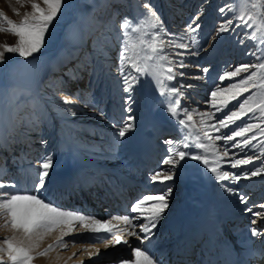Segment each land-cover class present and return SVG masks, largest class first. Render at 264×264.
I'll return each mask as SVG.
<instances>
[{
	"label": "rangeland",
	"instance_id": "1",
	"mask_svg": "<svg viewBox=\"0 0 264 264\" xmlns=\"http://www.w3.org/2000/svg\"><path fill=\"white\" fill-rule=\"evenodd\" d=\"M76 1L77 0H64L61 14L53 22L49 31L45 34V46L39 53H34L32 57L27 59L19 57L18 54L7 53L6 62L0 63V109L1 106L2 108L6 107L11 125L10 128L7 130L5 129L4 131L9 137L7 138L8 145L15 144L18 147L5 150L6 155L3 156V165H6L9 170H7L6 174L1 172L0 175L3 176H0V182L15 185L14 188H5L4 191L6 193L13 195L32 194L38 195L39 198H42L38 193L33 191H35L34 185L39 182L38 166L41 160L45 156L49 155L53 157V167L49 169V175L46 177L45 183L53 178L55 174L64 172L68 161L71 160V158H75L76 155L77 157H81L95 166H98V173L101 171L106 174L107 171L108 174H110V172L111 174L113 172H117L120 175H126L132 179L134 176L138 178V176L144 174L145 171L147 176L144 177L143 175L141 182L146 186L151 183V186L141 188L137 192L130 191L128 193V198L124 200L125 208H120V210L123 209L121 210L122 213L124 212L125 215H130L132 214L130 211L131 205L142 195L156 194L167 190L164 185L159 182H150V176L161 168L169 167L162 165L161 163V161L168 154V145H166L164 141L169 138L179 140L183 136L188 135L189 129L186 128L185 130L180 124L178 130L174 127L164 129L165 127L156 128L145 124V132H147L146 130L153 128L152 131L155 133L153 144L156 146L155 148L159 150L157 154L160 156L156 158L154 157L151 160L150 165L148 166L149 163H146L147 167L141 170L136 165L128 168L125 167V164L121 163V161L129 163L132 162V157L134 158V156L131 155L135 154L134 146L137 145V135L141 133V130H139V133H136L137 135L129 132L126 135V138H119L116 133L118 128L123 126L124 122L127 120V115L123 114V116L119 118H109L106 113L108 112V104L113 99L114 94L117 93V98L122 100H125L126 98L125 93H123V88L125 87L124 84L115 88L117 77L118 82L123 83L122 77L117 71L119 53L121 51V20L127 16L131 22V27L143 25L145 22L144 13L146 10L144 9V3L146 0H79L77 9L74 15H72L70 13V8ZM32 2L33 0H0V13H3L4 16H7L12 21L19 23L25 13H31ZM35 2L44 6L43 0H35ZM147 2H149L155 9L159 17V24L158 29L156 30L147 28L142 29V32L151 33L153 31H159L160 39L165 43V47L163 51L160 52V55L167 56L169 60L173 62L171 65H168L166 61L163 63L166 65V68L168 66L174 67L177 75L180 72L185 73V68L187 67L193 68L198 66L195 63V58L189 60V58L184 57L186 53L197 57L198 53H200L203 49L209 52L217 50V48L221 49L220 52H217V56L214 54V56L208 57L206 62L199 65L200 69L194 71L199 75H204L205 72L203 69L207 68V72H210L209 74L212 76L211 81L213 87L210 88V91L208 92L209 95H211V91L215 90L217 87L227 88L230 84L237 83L241 78L248 75V73H241L239 76L228 78L225 81H220L219 77L225 72L234 70L235 67L241 64L257 63L256 57L252 56L250 53L257 52L256 45H258L259 41L247 39L245 36L246 30L242 27L234 25L232 31L228 33H221L214 43H210L213 35L215 34L216 28L223 19L221 14L218 12V9L227 4L232 6L238 14L240 6L239 0H147ZM251 3L252 0H249V6ZM166 6L167 10H164V7ZM201 10L202 14L199 19L201 27L195 33L186 32L187 25L192 23V17ZM251 10L255 11L254 9ZM72 17L73 19L75 18L78 20V26L73 28L72 32L74 38L70 41L65 38V36L61 38L60 35L63 33L65 22L68 23ZM224 17L232 19L233 13L225 12ZM167 22H169V25L166 24ZM0 25L4 28L8 27V25L3 22L2 17H0ZM91 25H96V32H92L90 30ZM172 25L175 26L171 27ZM178 31L183 34L178 33ZM248 34L250 35V30H248ZM140 35L141 33L135 34L134 39L138 38ZM147 38V35H145V39ZM16 39L17 38L13 34L0 31V45L4 43L14 45L16 43ZM241 40H244L243 44L240 43ZM84 41L86 43V48L83 46ZM169 41H174L176 43L182 42L188 45V47L185 49L170 47L168 46ZM193 41H195V43ZM71 42L74 44L73 62L84 70L82 73L84 81L82 84H79V86H74V88L69 90L63 88V85L61 84L65 75L63 73H66V69H68L71 64H65L63 68L64 70L62 69L63 72H51L50 74L40 78L36 88L32 87L30 81H28L25 77L20 80H14L8 75V68L10 64H53L57 59L65 57L64 51L69 47ZM92 47L95 49L98 48L97 50L100 51L98 54V57L100 58H98V60L92 56V52L95 50H93ZM260 54V52H257V55ZM141 55H143V52H141ZM180 62H183L185 67H178ZM153 63L160 64L161 62L159 60H155ZM93 65H96V67L101 66L102 68H104L105 65L108 67L111 66V68H116V74H107L106 72H109V69L106 70L104 74H100L98 72L94 81L90 83L88 70L89 68H92ZM77 69L78 67H75V70ZM251 71H253V69H249V72ZM105 73L107 75H105ZM134 74L135 73H133V75ZM181 80V77L176 79L177 82H180ZM178 85L179 83L176 84V86ZM138 86L139 84L134 85V91L132 92L133 95L135 94V91L139 89ZM25 90H28L30 95H19V99L16 100L15 97ZM252 91H255V89H250L249 92L242 93L236 99L230 100V104L223 115L215 121L217 122L219 119H223L224 116L228 115L230 112L236 111L239 108V103L243 102V100L247 98ZM194 92L205 93L203 90H195ZM107 93L109 95L108 97L106 96ZM79 95L83 96L82 100L79 99ZM65 96H70L75 103L70 106L63 105L62 100ZM181 96H185L186 99L189 98L184 93ZM202 98L203 97H199V99ZM202 100L206 101L207 99ZM156 102V107L159 108L163 106L165 107L166 104L170 106L171 104L176 103V97L172 95H162V98L158 97ZM68 107L71 108L72 112H75V115H71L66 111V108ZM185 107V110L193 113L194 121L196 123L191 129L192 138L194 139L196 136L200 135L201 142L205 144L215 143L216 156L220 159H232L234 161L235 159L253 157L252 161H257V158L261 156L260 153H263L261 152V145L264 144V135H261L256 128H253L251 132L245 133V136L249 138V144L243 147H232L234 141H228L225 143L224 140H205L200 132V116L196 115L194 110L189 108L188 105H185ZM137 109L132 111L130 115H135L133 113H136L137 115L138 111H140ZM176 109L178 111L177 105ZM139 114L140 113H138L137 117L140 116ZM259 115L260 113L258 111L254 113H246L244 120L240 124L228 126L222 135H230L232 131L238 130L239 127H243L246 123L261 124V126H264V122L257 119ZM175 116H173L167 109L164 110L160 120L168 121L169 125H176L177 123L174 119ZM2 130L3 125L0 124V133ZM212 130V128H208L205 131H208L209 135L212 137L219 135V133ZM33 132L37 135H31ZM20 136H22L21 140H19ZM252 137L255 138L252 139ZM16 138H18V140ZM243 139L244 137H237L235 142L239 143V141ZM35 142L36 144H34ZM24 145H26V147L28 146L26 154L22 152ZM225 148L228 149L230 155L228 157H220V153L223 152ZM17 153H21L24 160L29 162L28 167L32 173L29 172L28 168L22 170V168L26 166L25 163L27 162L22 161L20 156H18V160H16L15 155ZM71 153L75 155H71ZM71 162H73V159ZM152 163H154L153 166L151 165ZM198 163L201 164L200 162ZM188 165L189 162L186 163L185 167L182 168L179 173L183 172ZM31 167H36V169H32ZM88 172L93 173V171L89 169ZM25 173L27 177H30V179L25 177ZM180 175L181 174H179L174 181H165V184L171 185L173 188L171 194H175L176 189L178 190L179 184L176 180L180 177ZM117 177L115 178L117 179ZM114 181L115 182L112 181L111 185L116 186L115 183H119V181ZM27 182L30 184L28 191L20 190V188L16 190L17 185H27ZM88 184L90 187L93 186L91 181ZM100 184L101 185L98 186V189L96 188L97 192H101L100 187H105L102 185L103 181L100 182ZM131 184L134 185L135 183L132 181ZM155 185L156 187H154ZM160 186H162V189L159 188ZM175 197L176 196H170L167 199H174ZM79 199L82 200L83 198L80 196ZM97 203L98 204L95 203L94 205H98L97 207L99 211H96L97 213L95 212L94 214L95 217L101 221L112 218V215L115 213L112 209H119L118 204L115 202L106 203L107 205L102 202ZM94 205H92L93 209H95ZM88 206L87 208H89ZM104 208H106L108 212H101V209ZM86 211H90L91 213V210L86 209L83 211L86 215L88 214ZM109 211L112 213L110 212L109 214ZM115 214L117 216L119 215L117 210ZM13 232L14 231L10 226H4V218L0 216V247H4L3 239L5 237H11ZM66 242L68 243H66V247L59 248V246H56L51 250L49 249L46 252V255L49 254V251L54 252L55 249H61V253L65 255L67 246L69 245V242H72V240L70 239L69 241V239H67ZM43 247H45V245ZM35 251L33 248L31 254H34ZM0 256H4L5 260L7 259L6 254L3 252H0Z\"/></svg>",
	"mask_w": 264,
	"mask_h": 264
},
{
	"label": "bare ground",
	"instance_id": "2",
	"mask_svg": "<svg viewBox=\"0 0 264 264\" xmlns=\"http://www.w3.org/2000/svg\"><path fill=\"white\" fill-rule=\"evenodd\" d=\"M78 1L79 0L74 2L70 8V13L72 15H74L77 9ZM164 10H167V6L164 7ZM166 24L169 25V22ZM77 26L78 20L75 18L73 19L72 17L68 23L65 22L64 30L60 37L62 38L65 36V38L71 41L72 38H74L72 30ZM95 26L96 25H91L90 30L92 32H96ZM174 26L175 25H172L171 27ZM178 33L183 34L180 31H178ZM83 46L86 48L85 41ZM73 47L74 44L71 42L69 47L64 51L65 57L57 59L53 64H10L8 68V75L14 80H20L21 78L25 77L28 79V81H30L32 87L36 88L40 78L50 74L51 72H63L62 69L64 68V65L71 64L69 68L66 69V73H63L65 75L61 82L63 88L70 90L74 88V86H79V84H82L84 81L82 74L84 70H82L76 65V63L73 62ZM94 49L95 48H93V50ZM97 49L92 52L93 54L91 53L92 56L96 58V60L100 58L98 57L100 51ZM220 51L221 49L218 48L217 50H212L211 52L205 51L203 49L200 53H198L197 57L186 53L184 57L189 58V60L195 58V63L198 66L193 68H185V75L183 77L178 74L176 79L181 77L182 80L180 82H177L176 79L172 81H165L166 85L181 89L182 93L189 97L187 99L185 96L176 97V100H179V104L177 105V115L174 118L177 123L176 125H169L168 121L160 120L164 110H167L169 105L166 104L165 107L163 106L161 108L156 107V100L158 97L162 98V95L160 94L159 86H157L154 81L149 79H142L138 86L139 89L135 91L134 95L133 93L131 94L133 97L131 104L127 102L128 94L125 93L124 90L123 93L126 95L125 100L117 98V93L114 94V97L111 101L109 100L110 102L108 104V112L106 113L107 117L109 118H119L123 116V114L127 115L128 117L131 112L137 108L140 110L138 111V113H140L139 117H137L138 113L137 115L136 113H133L135 115H132L135 118L132 121L134 128L130 132L134 135H137L136 133H139V130H141V133L137 135V145L134 146L135 154L131 155L134 156V158L132 157V162L129 163L126 161H121L122 164L126 165L125 167L129 168L136 165L140 170L145 169L147 167L146 163H149V166L151 160L154 157L156 158L160 156L157 154L159 150L156 149V146L153 144L155 134L152 131L153 128L146 130L147 132H145L146 125L156 128L165 127L164 129L168 127H174L178 130V121L183 117L185 118V105H188L189 108L194 110L195 114L199 112H212L214 114L213 118L211 120L206 119L205 123L208 125L217 123L215 120L223 115L230 103H228L226 107L222 106L221 111H217L211 103L213 98L208 94L210 88L213 87L211 81L212 76L209 74L210 72H206L204 75L202 74V76L194 71L200 69L199 65H202L204 62H206L208 57H212L214 54L217 56V52ZM74 66L78 67V69L75 70ZM164 66L166 69L165 64ZM108 69L109 72H106L107 74H116V68H111V66L108 67L107 65H105L104 68L101 66L96 67V65H93L92 68H89L88 71L90 75V83L94 81V78L98 75V72L100 74H104V72ZM106 73L105 75H107ZM177 83H179L178 86H176ZM122 84L124 83L118 82L117 77L115 88H118ZM188 85H191V87H188ZM195 90H203L205 93L194 92ZM106 96H109L108 93ZM82 97V95H79L80 100H82ZM199 97H203L202 99L207 100L205 101L199 99ZM68 98L72 99L70 96ZM216 99L219 103L220 98L217 97ZM129 107L131 108V112L127 110ZM244 118L245 115L229 126L240 124ZM0 124L3 125V130L0 133V174L1 172L6 174L7 170L9 169H7L6 165H3V156L6 155L5 150L18 147L15 144L8 145L7 143V138L9 137L4 130L10 128L11 125L6 107L2 108V106L0 109ZM181 127H184L186 130L185 126ZM208 128L210 129V127ZM208 128H205L204 130ZM225 129H220L219 132H216L219 133V135H222ZM212 131L215 130L213 129ZM31 135L37 134L33 132ZM21 138L22 136L19 137V140H21ZM16 139L18 140V138ZM34 144H36V142ZM214 145L216 146L215 143ZM27 147L26 145L23 146L22 152L25 154L27 152ZM260 154L261 156L257 159V161H251V163L248 165H240L238 168L231 167V162L233 161L232 159L224 160L223 158L222 160L218 156L213 157L211 152H209L208 155L210 159L219 160L220 169L222 171L242 174L248 170L255 171L256 168H260L262 165H264V152ZM71 155L75 154L71 153ZM18 156L22 158V161L27 162V160H24L21 153H17L15 155L16 160H18ZM72 159L73 162H71ZM71 160L68 161L64 172L55 174L53 178L45 183V187L38 193L42 197L41 199H43L45 202L52 203L54 207H58L62 211L74 212L88 219L97 220L100 219L96 218L94 213L99 211V209L97 207L98 205H94L95 203H117L119 209L112 210L115 211V213L117 210L119 215L117 216L114 213L112 218L100 221H109L113 225H116L117 234L121 235L123 239L128 241V243L109 245L108 247H105L107 241L112 238L110 233H107L103 230L100 232L92 231L91 229L93 226L88 223V219H86L83 225L79 221H73L71 228H69L68 225H58L44 232L39 237H33L32 243L34 246L32 247L31 251L33 248L34 251H36L34 254H32L34 258L30 264H122L123 261L134 260L135 257L133 255L132 249H143L144 245L141 244L137 235H129L128 232L134 231L139 234L138 226L140 223H143L144 220L143 218L133 220L132 224L136 226L133 227L132 225H125L122 220L113 218L130 215L131 216L129 218H132L133 216L137 215L136 213L125 215L124 212L122 213L121 211L123 209L120 210V208L124 207V200L128 198V193L130 191L137 192L141 188L151 186V183L147 184L146 186L141 182L143 175L144 177L147 176L146 172L144 171V174L138 176V178L133 175L134 177L131 179L126 175H120L117 172H113L112 174L110 172V174H108L107 171L108 175L103 171L98 173V166H95L81 157H77V155L75 158H71ZM188 162V167H186L183 172L179 173L181 175L176 180L179 184L178 190L176 189L175 194H171V196L176 197L174 199H168L169 207L166 209L163 219L160 220L157 224V227L153 229L154 238L151 245L148 246L150 253L156 260L159 261V264H185V262L188 260H193L195 252L196 255H200L204 247H209L210 244H214L213 242L215 240H218L223 243L224 247L227 249L228 260H231L232 258L234 261L242 258V264H264V255H261V251H264V239L253 238L250 232L252 227L264 232V208L260 207V205L264 204V173H261L258 176H249V178L241 179L240 181L229 180L221 182L215 179L214 173L206 171L204 165L199 164L197 161ZM25 165L26 166L22 168V170L27 168L29 169V162L25 163ZM151 165L153 166L154 163ZM34 168L36 169V167ZM88 169L92 170L93 173H89ZM29 172L32 173L30 169ZM24 175H26V173ZM25 177L30 179V177H27V175ZM115 177H117V179ZM114 180L119 181V183H115L116 186L111 185L112 181L115 182ZM90 181L93 183V186L91 187L88 184ZM102 181V185L105 187H100L101 192H97L96 188L98 189V186L101 185L100 182ZM132 181L135 183L134 185L131 184ZM28 182L27 185H17L16 190L20 188V190L28 191L30 186ZM222 183L233 188L234 192H227L220 186ZM154 187H156V185ZM159 188L162 189V186ZM33 192L37 193L36 189ZM80 196L83 198L82 200L79 199ZM241 196L246 198L245 203L240 202ZM92 205L95 206V209L92 208ZM87 206L89 208H87ZM245 208L251 209L252 212L246 211ZM82 209L83 211L86 209L91 210V213L90 211H86L88 213L86 215L83 213ZM101 212L105 213L108 212V210L104 208L101 209ZM110 212L111 211H109V214ZM256 212H259L261 215L259 217L253 215V213ZM253 220L256 221L255 224L251 223ZM125 228L128 229L127 232L120 231ZM209 232H213L214 236L212 235L208 237ZM62 233L67 234L62 235ZM13 235H15L18 239H22V234L19 232H13L11 237ZM61 237L65 247L67 243L66 240H72V242H69V245L67 246L65 255L61 253V249H57L59 251L55 249L54 252L49 251L48 255L45 254L43 256L37 257L36 253L43 252L46 248H48L49 245H53L50 250L56 246L61 248V246L56 243L57 239ZM25 243H28V241H25ZM44 245L45 247H43ZM227 245L228 247H226ZM97 250L98 254H95L91 257L88 255L89 252L97 253ZM209 251V249H206L205 251L206 255L204 256L205 261L203 264H209L210 261L213 260Z\"/></svg>",
	"mask_w": 264,
	"mask_h": 264
},
{
	"label": "snow or ice",
	"instance_id": "3",
	"mask_svg": "<svg viewBox=\"0 0 264 264\" xmlns=\"http://www.w3.org/2000/svg\"><path fill=\"white\" fill-rule=\"evenodd\" d=\"M64 0H43V5L36 3L35 0L31 3V13H25L19 23L12 21L3 13H0L3 22L8 25L4 28L0 25V31L9 32L13 34L17 39L14 45L4 43L0 45V63H5L7 60V53L18 54L19 57L25 59L32 57L34 53H39L45 46V34L49 31L50 26L61 14ZM240 6L238 14L236 10L230 6L225 5L218 9V12L222 16V22L216 28L212 41L219 37L221 33H228L233 30V26L242 27L245 31L247 39L252 41H259L256 45L257 52L250 53L256 57L257 63L255 64H241L235 67L234 70L227 71L219 77L220 81H225L228 78L239 76L241 73H248L245 77L241 78L237 83L230 84L227 88L217 87L211 92L213 98L211 103L217 111H221V107H226L230 100L236 99L242 93L249 92L250 89H255L251 94L239 103V108L236 111L230 112L224 116L223 119H219L216 124L208 125L205 120H211L213 118L212 112H199L196 115L200 116V132L205 140H224L234 141L232 147H243L249 144V138L245 136V133L251 132L253 128L258 129L261 135H264V126L261 124H245L243 127H239L238 130L232 131L230 135H217L212 137L209 135L205 128H212L219 132L220 129L228 128L230 124H233L236 120L240 119L246 113L259 112L260 115L257 119L264 122V0H252L249 6V0H239ZM145 22L143 25L137 27H131L129 18L125 16L121 20V38L119 53V63L117 70L122 77L125 85L124 92L128 94L127 102L131 104L132 95L134 91V85L141 83L142 79H149L154 81L159 86L161 95H172L174 97L181 96L183 93L181 89L176 87H170L166 85L165 81H172L176 79V69L172 66H168L165 69L164 63L167 62L171 65L173 62L169 60L167 56L160 55L165 47L164 41L160 39L159 31H153L151 33H143L142 29H158L159 17L153 8V6L147 2L144 3ZM254 9L255 11H252ZM225 12H232L233 18L228 19L224 17ZM202 14V10L198 11L195 16L192 17V23L186 27V32L195 33L200 27L199 19ZM250 30V35L248 34ZM141 33V35L134 39V35ZM147 35V39H145ZM195 43V41H193ZM241 44L244 40L240 41ZM168 46L185 49L188 47L185 43H176L169 41ZM143 52V55H141ZM182 55V54H181ZM159 60L160 64H154L153 61ZM178 67H185L183 62H180ZM249 69L253 71L249 72ZM206 73L207 68L203 69ZM133 73H135L133 75ZM179 75L183 77L184 72H180ZM191 87V85H188ZM225 94V95H221ZM19 95H30L28 90L18 94L15 99H19ZM220 97L219 103L217 97ZM63 105L70 106L75 103L72 99L65 96L62 100ZM179 104V100H176L175 104H171L168 111L173 115H177L176 105ZM131 112V108L127 109ZM66 111L71 115H75L71 108H66ZM135 118L132 115L127 117L123 126L118 128L116 135L119 138H126V135L133 130L134 124L132 121ZM179 124L189 129L188 135L183 136L179 140H173L171 138L164 141L168 145L167 155L161 161L162 165L169 166L168 168H161L150 176V182L163 184L167 189L161 193L156 194H144L137 199L131 205V213H136V216L129 218V216L114 217L113 219L122 220L125 225H132L133 220L143 218L144 222L139 224V235L137 232H128L129 235H137L144 248L132 249L134 260L123 261L122 264H159V261L154 258L150 253L149 245H151L153 236V229L157 227L160 220L163 219L166 209L169 207L168 197L171 196L173 188L171 185L165 184V181H174L179 175L182 168L185 167L188 161H197L205 166V170L215 174L217 181L225 182L229 180L240 181L241 179H247L249 176H258L264 173V165L260 168H256L255 171H245L241 173H233L229 171H222L218 159H210L209 152L212 156H216V146L214 144H205L201 142V136L198 135L194 139L192 138L191 129L195 126L193 113L185 110V118L179 120ZM218 125V126H217ZM237 137H244L239 143L235 142ZM255 137H252L254 139ZM202 150V151H197ZM261 152H264V144L261 145ZM230 155L227 148L220 153V157H228ZM253 157L246 159H235L231 162L232 168H238L240 165H248L251 163ZM258 159V158H257ZM53 167V157L51 155L45 156L38 166V178L39 182L34 185L36 192L39 193L44 187L46 177L49 175V169ZM227 192L233 193L234 189L228 187L226 184L220 185ZM14 184H5L0 182V216L4 218V226H10L14 232L22 234V239H17L15 235L12 237H5L3 239L4 247H0V252L6 254L7 259L4 256H0V264H30L33 260L31 249L34 246L32 243L33 237H39L44 232L58 226L68 225L71 228L73 221H79L82 225L85 223L86 217L78 215L70 211H62L58 207H54L51 203L45 202L39 198L38 195L32 194H9L4 191L5 188H14ZM245 197H240V202L245 203ZM264 208V204L260 205ZM246 211L252 212L251 209L245 208ZM255 216H260L259 212L253 213ZM88 223L92 225V231L100 232L101 230L110 233L112 238L107 241L105 247L116 244H127L128 241L123 239L121 235L117 234V226L113 225L109 221L101 222L97 219H88ZM255 224L256 221L251 222ZM120 231L127 232L128 229H122ZM251 236L253 238L264 239V232L259 231L257 228L252 227L250 229ZM67 233H62L66 235ZM28 241V243H25ZM61 247H65L62 237L56 241ZM53 247L49 245L43 252H37V256H43L46 252ZM97 253L89 252L91 257ZM261 255H264V251H261Z\"/></svg>",
	"mask_w": 264,
	"mask_h": 264
}]
</instances>
